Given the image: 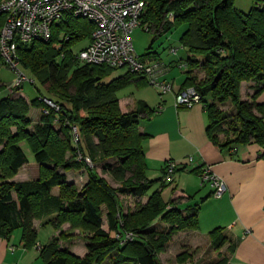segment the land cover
<instances>
[{"label":"trees","instance_id":"trees-1","mask_svg":"<svg viewBox=\"0 0 264 264\" xmlns=\"http://www.w3.org/2000/svg\"><path fill=\"white\" fill-rule=\"evenodd\" d=\"M80 19L68 15L54 23L49 40L18 43L22 68L43 89L38 88L33 99L20 91L0 95V237L10 239L22 228L23 244L33 247L38 238L35 219L55 229L70 222L92 234L88 254L71 252L57 235L40 250L46 264H95L113 251L115 264H162L160 253L170 247L173 236L199 227L200 204L181 208L180 198L164 200L162 192L172 182L164 176L148 177L143 144L148 134L139 125L141 117L157 108L138 100L133 110L125 111L119 95L131 83L147 81L129 70L114 76L117 68L79 60L71 46L87 37L91 41L94 29L92 21ZM4 20L1 14L0 28ZM142 23L159 35L185 25L180 39L187 57L178 60L179 67L185 65L182 89L194 86L202 94L211 141L220 147L251 142L264 146V102L258 99L264 92V0H255L247 12L234 0H147ZM1 60L6 64L0 54ZM246 81L252 90L249 99L241 93ZM8 85L0 83V89ZM42 98L57 103L60 110L42 113L40 124L31 129L30 109L45 107ZM74 125L80 134L77 143ZM21 141L28 142L40 165L36 180H12L29 162ZM85 157L92 165L102 164L121 185H112L91 168L89 180L78 190L59 169L90 167ZM127 197L136 201V207L125 206ZM220 229L212 231L216 248L228 239ZM127 233L132 238H126ZM185 248L176 256L177 264H189L193 253ZM224 259L209 264H222Z\"/></svg>","mask_w":264,"mask_h":264},{"label":"crops","instance_id":"crops-1","mask_svg":"<svg viewBox=\"0 0 264 264\" xmlns=\"http://www.w3.org/2000/svg\"><path fill=\"white\" fill-rule=\"evenodd\" d=\"M179 59L165 63L168 69L163 78L172 82L173 92L161 95L157 88L139 81L131 83L137 86L138 96L121 98L125 111L133 110L138 100L146 101L154 110L157 108L150 116L141 117L143 121L139 125L140 130L148 134L143 143L147 174L155 171L163 176L167 162L177 161L179 167L175 172H180L178 176L174 173L170 181V198L166 199L162 192L164 200L180 198L178 205L181 208L200 204L199 227L193 232L205 240H212V231L221 228L219 231L228 237L222 247L226 251L222 264H264V146L251 142L220 147L208 136L209 118L203 103L176 107L175 92L182 89L183 83L178 82L179 76L174 74V68L185 72V69L178 66ZM146 60L157 59L154 56ZM0 83L5 82L0 80ZM246 84L249 86L250 82H243L242 89ZM8 91L7 87L0 89V95ZM18 94L23 95L21 91ZM258 99L264 102V92ZM160 106L162 108L159 109ZM40 115L34 119L32 115L30 117L34 122ZM190 156L193 157L191 161ZM205 165H210L227 183V190L220 198L212 195L213 190L209 184H201V169ZM26 166L21 167L12 178L13 181L27 180L29 175L22 172ZM34 223L40 245L49 244L53 237L59 235L60 229H55L44 240L40 234L42 221L35 219ZM22 234V228H17L10 239L0 237V264H46L35 245L26 247L23 244ZM186 236L191 238L192 234ZM62 242L65 244L64 240ZM64 244L63 247L72 252L83 254L68 245V242ZM170 244L172 250L173 243ZM220 259L209 258L203 260V264Z\"/></svg>","mask_w":264,"mask_h":264},{"label":"built area","instance_id":"built-area-1","mask_svg":"<svg viewBox=\"0 0 264 264\" xmlns=\"http://www.w3.org/2000/svg\"><path fill=\"white\" fill-rule=\"evenodd\" d=\"M146 7L147 0H1L0 15L3 14L5 20L0 28V54L16 74V79L7 89L10 93H16L23 89L27 81L34 82L22 68L18 43L49 40L52 25L69 15L88 19L94 24L91 41L78 53L79 60L113 68L126 67L132 73L145 77L147 83L157 88L161 95L173 92L172 82L163 78L168 66L163 61L141 59L132 39L137 27L149 30V26L142 23ZM178 50L179 47H172L170 52L177 54ZM42 100L46 104L43 113L48 114L50 108L60 110V105L50 99ZM202 101V94L194 86L175 92L176 107L192 106ZM72 131L73 140L77 143L80 139L78 127L74 125ZM79 158H83L82 155ZM192 159L190 156L189 160ZM85 161L92 165L89 157H85ZM178 167L177 161L169 160L164 180L171 181ZM201 180V184L211 186L212 195L216 198L227 190L224 178L215 173L210 165L202 167ZM126 238H132V233H127ZM35 247L42 250L43 245L37 242Z\"/></svg>","mask_w":264,"mask_h":264},{"label":"rangeland","instance_id":"rangeland-1","mask_svg":"<svg viewBox=\"0 0 264 264\" xmlns=\"http://www.w3.org/2000/svg\"><path fill=\"white\" fill-rule=\"evenodd\" d=\"M255 0H234V4L237 8L243 10V11H249L250 8L254 5ZM80 22H84V18H81L79 20ZM185 29V25H182L180 27L174 28L171 31L162 33V34H156L153 31H148L144 29L142 26L137 27L133 33H132V39L134 41L136 51L141 56V59L146 60L148 58L153 59L154 56H157L160 58L164 63H168L171 60L179 59V58H186L187 57V49L183 47L181 43V35ZM90 42L89 37L81 39L79 41H76L72 44V49L75 53H79L80 50L84 47H86ZM61 45L58 43V47ZM171 47H179V50L177 54H171L170 49ZM127 72L126 67L117 68L113 75L119 76L123 75ZM174 74L179 76L178 82L183 83L185 80V72H181V70L174 68ZM28 75L32 77V74L28 72ZM203 76V74H200ZM16 79V74L14 73V70L10 68L8 65L4 64L3 61H0V80L4 81L5 84H10ZM38 88L43 89L41 83L39 80H36L35 83H32L30 81H27L23 85V89L21 90L24 97L27 99H33L38 96L39 90ZM154 89V88H153ZM248 93L247 95L245 93ZM241 93L242 97L244 99H249L252 90L247 86L242 89L241 87ZM119 95L122 97L124 96H138V88L135 84H130L129 86L125 87L124 89L119 91ZM207 100H210V97H207ZM124 107V105H123ZM126 107V106H125ZM224 109H230V106H222ZM44 106L40 107H31L29 115H32L33 119L37 118L40 113H43ZM41 116V115H40ZM143 121V119H140V122ZM41 117L37 119L36 121H32L30 128L36 127V125L40 124ZM220 137H225L223 134L220 135ZM20 145L24 149L29 162L26 164V168L22 170V172L27 173L29 176L27 180H36L40 178V165L36 162L34 158V153L28 144L27 141H21ZM72 156V153H68L67 157L70 158ZM112 163H115L112 161ZM52 167V165H49ZM94 168L96 172L99 175L105 176L112 185L118 186L121 185V182L115 181L112 176L109 173H105L102 169V164L95 162L90 167H87L86 165H82L81 167L72 168L68 170H62L67 175V179L70 183H74L78 190H82L86 182L89 180V172L90 169ZM180 172V171H179ZM179 172H175V175L178 176ZM16 176V175H15ZM14 176V177H15ZM148 176L151 179H157L162 174L160 172L155 171H149ZM170 182V181H169ZM159 186V184H156L152 190L156 189ZM171 185L167 186L164 189L165 198H170L171 196ZM53 193L57 194L59 193V187H55L53 189ZM145 200V198H144ZM126 207H136V201L132 197H127L125 201ZM186 205L185 207H187ZM103 210H107L106 205L102 206ZM105 216V215H104ZM106 217V216H105ZM55 228L52 225H43L40 227V234L41 237L44 240H47L49 236L52 234V231H54ZM195 229H185L180 230L176 235L173 236V239L171 243H173L172 250L168 247L165 249V251L160 253V260L162 264H177L176 256L182 252L185 247H190V253H193L191 258H188L186 263H195L199 262L200 264H203V260L207 261L209 258H223L224 255H226V251L222 249L224 246H220L219 248H216L214 244H212V240H205L204 238H201L197 235V232H193ZM188 232V233H187ZM191 235V238H187L186 235ZM59 235L61 236V245L63 246L62 240H64L65 244L68 242V245L73 247L77 252H82V255L79 256H85L88 254V248L87 244L92 238V234L88 232L87 230H84L80 227H72L70 222H65L60 230ZM223 234H217L215 237H221ZM176 241V242H175ZM64 244V245H65ZM86 247V248H84ZM72 252V251H71ZM74 253V252H73ZM116 251H113L111 254H109L102 262H96L95 264H113L114 262V254ZM76 254V253H75ZM78 255V254H76ZM214 263V262H213ZM115 264V262H114Z\"/></svg>","mask_w":264,"mask_h":264}]
</instances>
